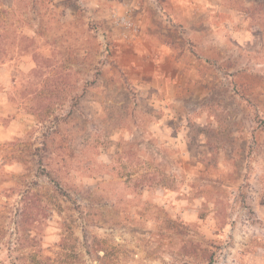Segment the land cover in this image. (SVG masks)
<instances>
[{
    "label": "rangeland",
    "instance_id": "374dc122",
    "mask_svg": "<svg viewBox=\"0 0 264 264\" xmlns=\"http://www.w3.org/2000/svg\"><path fill=\"white\" fill-rule=\"evenodd\" d=\"M0 264H264V0H0Z\"/></svg>",
    "mask_w": 264,
    "mask_h": 264
},
{
    "label": "crops",
    "instance_id": "0c3cea01",
    "mask_svg": "<svg viewBox=\"0 0 264 264\" xmlns=\"http://www.w3.org/2000/svg\"><path fill=\"white\" fill-rule=\"evenodd\" d=\"M167 56L171 61L177 63V55L173 54V52L168 49L166 50L165 47L154 45L149 53V57L153 60V62L163 61Z\"/></svg>",
    "mask_w": 264,
    "mask_h": 264
},
{
    "label": "trees",
    "instance_id": "16d2710c",
    "mask_svg": "<svg viewBox=\"0 0 264 264\" xmlns=\"http://www.w3.org/2000/svg\"><path fill=\"white\" fill-rule=\"evenodd\" d=\"M59 194H62V192H60ZM25 195V194H24ZM29 209V207H27V208H19V216H22L23 214H24V212L26 211V210H28ZM36 220V219H35ZM18 223V222H17ZM29 236V235H28ZM27 238H29V237H27ZM30 240H32V239H30ZM96 250H101V248H98V249H96ZM43 263V262H42Z\"/></svg>",
    "mask_w": 264,
    "mask_h": 264
},
{
    "label": "built area",
    "instance_id": "2783aa9c",
    "mask_svg": "<svg viewBox=\"0 0 264 264\" xmlns=\"http://www.w3.org/2000/svg\"><path fill=\"white\" fill-rule=\"evenodd\" d=\"M122 20L127 24V25H129V26H131L132 25V22L131 21H128V20H126L124 17H122Z\"/></svg>",
    "mask_w": 264,
    "mask_h": 264
}]
</instances>
